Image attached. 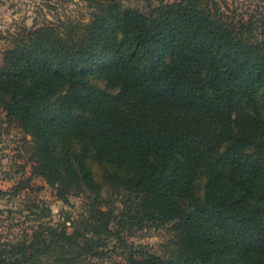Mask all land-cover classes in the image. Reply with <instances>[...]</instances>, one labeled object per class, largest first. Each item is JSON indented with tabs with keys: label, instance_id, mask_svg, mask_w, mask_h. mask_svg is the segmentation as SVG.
<instances>
[{
	"label": "trees",
	"instance_id": "obj_1",
	"mask_svg": "<svg viewBox=\"0 0 264 264\" xmlns=\"http://www.w3.org/2000/svg\"><path fill=\"white\" fill-rule=\"evenodd\" d=\"M87 1L88 22L10 36L0 107L32 137L33 175L89 209L0 240V264H264V0ZM93 160L132 195L116 215ZM147 224L171 225L166 256L123 238ZM110 236L124 261L104 260Z\"/></svg>",
	"mask_w": 264,
	"mask_h": 264
},
{
	"label": "rangeland",
	"instance_id": "obj_2",
	"mask_svg": "<svg viewBox=\"0 0 264 264\" xmlns=\"http://www.w3.org/2000/svg\"><path fill=\"white\" fill-rule=\"evenodd\" d=\"M243 1V0H239ZM128 5H140L133 0ZM92 9L87 0H0V67L4 63V52L9 46L10 36L25 29H34L46 24L59 21L70 22L77 20L88 22ZM95 83L106 88L105 82ZM112 92L117 89L108 87ZM259 100V97H258ZM32 137L17 121L9 119L7 111L0 107V240L24 238L32 234L38 224V219L51 223H61L69 216L78 218L89 209L92 197L84 194L72 193L69 203L64 202L55 188L48 182L32 173V162L29 150ZM96 181L101 188V206L104 210L112 209L118 214L123 208V196L130 199L129 192L114 193L105 181L103 175L107 166L91 161ZM205 177L199 174L196 181V194L203 197ZM182 204L189 205L182 199ZM47 206L52 213L49 217H42ZM118 218L113 221L112 228L118 230ZM73 229L69 228L71 232ZM123 238L128 244L146 246L150 251L166 256L175 247L176 237L171 225H145L143 228L133 227L123 231ZM106 262L111 259L123 260L127 249L116 236H110L108 245L104 249Z\"/></svg>",
	"mask_w": 264,
	"mask_h": 264
}]
</instances>
